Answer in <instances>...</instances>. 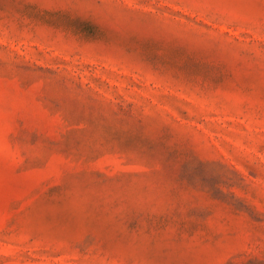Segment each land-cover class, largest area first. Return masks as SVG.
<instances>
[{
    "label": "rangeland",
    "instance_id": "rangeland-1",
    "mask_svg": "<svg viewBox=\"0 0 264 264\" xmlns=\"http://www.w3.org/2000/svg\"><path fill=\"white\" fill-rule=\"evenodd\" d=\"M0 264H264V0H0Z\"/></svg>",
    "mask_w": 264,
    "mask_h": 264
}]
</instances>
